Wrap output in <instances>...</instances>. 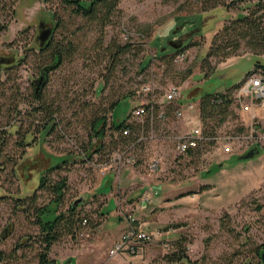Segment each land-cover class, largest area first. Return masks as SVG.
Listing matches in <instances>:
<instances>
[{
	"label": "rangeland",
	"instance_id": "1",
	"mask_svg": "<svg viewBox=\"0 0 264 264\" xmlns=\"http://www.w3.org/2000/svg\"><path fill=\"white\" fill-rule=\"evenodd\" d=\"M257 2L229 0V12L223 7L204 12L197 0H121L104 27L77 15L76 6L65 0H0V62L6 64L0 67V251L6 256L0 264H40V229L14 198L30 194L43 172L65 159L62 169L48 174L49 181L67 178L61 211L84 196L78 213L88 223L76 239L63 236L52 246L49 257L57 264H114L120 257L122 264H187L166 259L178 242L191 264H263L256 252L264 246L263 112L252 120L233 105V114L218 129L219 141L199 152L180 155L171 140L152 141L129 154L123 165L117 163L121 152L112 143L120 135L110 130L113 121L121 123L138 105L136 92L151 79L158 88L177 85L186 97L199 101L205 93L233 90L263 72L262 44L252 49L246 41L236 56L224 62L212 58L214 70L208 77L201 69L214 35L232 17L258 9ZM263 14L264 9L255 17L264 26ZM55 26V43L72 44L74 53L49 72L41 92L46 106L56 112L57 126L50 134L44 129L48 121L35 111L39 103L34 92L50 54L40 51L39 36ZM178 27L186 46L173 53L168 41ZM119 44L130 45V50L113 57L116 50L110 54L108 48ZM161 52L173 55L172 63L163 61ZM181 53L184 60L175 62ZM103 113L108 116L106 149L90 160L83 157L84 148L91 142V149L98 145L91 125ZM195 115L191 112L165 129L168 134L186 131L197 122ZM30 140L32 145H24ZM253 149L255 156L245 158ZM156 156L161 170L151 172ZM100 184L108 196L92 193ZM147 184L156 187V200L144 205L138 194ZM38 195L39 205L52 199L46 190ZM129 212L136 220L140 217L139 228L151 240L136 255L111 257L113 239L126 230Z\"/></svg>",
	"mask_w": 264,
	"mask_h": 264
},
{
	"label": "trees",
	"instance_id": "2",
	"mask_svg": "<svg viewBox=\"0 0 264 264\" xmlns=\"http://www.w3.org/2000/svg\"><path fill=\"white\" fill-rule=\"evenodd\" d=\"M65 1L68 4L73 3L76 6L75 13L77 15L87 18L91 21H96L98 24H101L105 27L108 25V23H110L111 17L116 11L121 0H74V2L73 0ZM228 1L229 0H197V3L202 6L204 12L217 7H223L227 10V12H229L230 4H228ZM257 6L258 9L252 11L247 16L238 14L234 18L232 17L229 19L214 35L209 45L207 56L201 65L202 72L206 75V77H208L214 70L211 59L215 58L218 62H224L228 58L236 56L237 52L241 48L242 41H246L249 47L252 46V49H256L255 46H257V43H261L264 48V26L261 22H258L257 18L255 17V14L258 11L264 9L262 0H258ZM260 18H264V14L261 15ZM52 29L53 32L50 38L43 45L39 46L41 52L50 50V54L47 56V65L40 68L39 79L37 80L34 92L35 102L39 103V106L35 109V111L36 113H41L44 117V120L48 121L44 129L49 128L50 134L57 126L56 112L51 111L50 107L46 106V103L42 100L41 92L44 86L47 84L49 72L52 70H57L62 65V63L67 58L72 57L74 53L72 44L64 45L62 43H55L54 35L56 33L57 27L55 26ZM130 47L131 46L127 44H119V46L113 48L112 50L111 48H108V52L113 53L115 49L116 51L112 55L114 57L115 54L120 55L121 53L129 51ZM170 55L171 54L161 52L162 60L168 62L169 64L172 63L174 57L173 55L170 57ZM3 65L6 64L0 62V67ZM259 67L264 69V65H259ZM260 75L264 77V71L261 72ZM241 83L237 86H234L235 88H233V90H238L241 86ZM233 90L213 94L205 93L202 96L199 105L200 118L203 124L204 132L210 138L209 141L204 145L200 146L196 150H191L188 154L193 155L196 152H199L202 147L217 141L216 137H218L219 127H221L226 122L227 118L233 114L231 107L233 105L239 106L236 102V96H234ZM123 98H130V95H126ZM121 100L113 104L111 115H113L114 108L121 102ZM130 117L131 113L124 121L119 124H116L113 121L112 128L110 129L111 131H115L120 135V138L116 140L118 142H112L114 144L113 150L116 151V149L119 147L121 154L124 153L126 156L131 153H136L138 150L143 148V146H145V142L140 141L138 138L139 131H141V129L144 127L140 124H137L136 122L128 125L127 121ZM107 123L108 116L105 115V113L97 114L91 125V133L99 140L98 145L93 146L92 149V142L90 145H86L84 148L83 157L92 160L94 155L101 154L106 149L104 140L107 134ZM127 126L131 127L132 132L130 135L125 136L123 134V130ZM243 130L244 128L241 129V131ZM31 142L32 140L29 142H24V145H32ZM109 158H111V156H109ZM66 162L67 160L65 159L61 164L57 163L47 168L40 177L37 187L30 194H24L22 197L19 196L14 198L19 209H22L25 213L33 215L35 219L34 224L40 229V234L37 238L38 243H40L42 247V252L39 255L40 264H57L55 260H51L49 257L52 246L60 241L63 236H70L72 239H76L77 232L83 227V223H88V219L81 218L78 213L79 208L82 207L84 203H86L85 200L81 204L74 205L79 199L78 198L72 202L66 211H61L68 187L67 178H62L58 181H49L48 174L62 169L63 164ZM97 165L103 166L101 164ZM41 190H46L52 195V199L44 205H39L38 203V192ZM2 198L5 199L6 197ZM136 225L139 226L137 221ZM18 247L20 248L22 246L19 244ZM256 252L257 255L260 256V261L264 264V246L257 248ZM5 259V254L0 251V261H4ZM166 259L170 263H182L187 261V264H191L188 256L186 255V248H184L182 242H178L176 251L173 254L167 256Z\"/></svg>",
	"mask_w": 264,
	"mask_h": 264
},
{
	"label": "built area",
	"instance_id": "3",
	"mask_svg": "<svg viewBox=\"0 0 264 264\" xmlns=\"http://www.w3.org/2000/svg\"><path fill=\"white\" fill-rule=\"evenodd\" d=\"M185 58V54L181 53L175 58V62H181ZM150 82H145L136 92L139 98L138 105L131 112V117L127 124L142 125L144 128L138 133L140 141L161 142L162 140L175 143L176 152L180 155H186L191 150H196L200 146L209 141V138L203 129L201 122L199 103L194 97H186L183 90L177 85H170L167 89L158 88L154 83V79ZM163 90V93L160 91ZM160 94H163L160 98ZM250 99L248 103H245ZM236 102L240 106L243 113L251 114L252 120L261 118L264 115V77L260 74L252 75L245 78L236 94ZM193 112L197 122L188 130L174 131L168 134L165 129L170 122L182 121L189 113ZM263 112V115L260 114ZM156 130H159L158 132ZM131 127L127 126L123 130L125 136L130 135ZM220 137H216L218 140ZM127 156L123 153L118 156V164L125 163ZM115 160V161H116ZM120 160V162H119ZM134 159L129 158L128 162H133ZM114 161V162H115ZM113 165H109L112 167ZM161 157H153L149 169L151 172L161 170ZM108 167V168H109ZM155 187L147 184L145 191L142 194V202L147 205L151 202ZM153 194V195H152ZM128 226L122 233L120 238L114 243L109 250V255L115 257L123 254H138L143 246L147 244L151 238L136 225V218L132 213L125 214Z\"/></svg>",
	"mask_w": 264,
	"mask_h": 264
},
{
	"label": "water",
	"instance_id": "4",
	"mask_svg": "<svg viewBox=\"0 0 264 264\" xmlns=\"http://www.w3.org/2000/svg\"><path fill=\"white\" fill-rule=\"evenodd\" d=\"M179 29H180V27H178V28L176 29V31H174V33H177ZM52 32H53V29H52V28H48V29L44 30V31L40 34L39 39H40V41H41V45H43V44H44V43L50 38ZM182 46H183V44H180V45L175 46V48H181ZM255 154H256V150L253 149V150L250 151V153H248V154L246 155L245 158H252V157L255 156ZM84 200H85V198H84V196H82V197H80V198L75 202L74 205L81 204ZM263 261H264V255H263Z\"/></svg>",
	"mask_w": 264,
	"mask_h": 264
},
{
	"label": "flooded vegetation",
	"instance_id": "5",
	"mask_svg": "<svg viewBox=\"0 0 264 264\" xmlns=\"http://www.w3.org/2000/svg\"><path fill=\"white\" fill-rule=\"evenodd\" d=\"M52 28H54V27H52ZM180 31L182 32V27H180V29L178 30V32H180ZM178 32L174 33V31H173V34H172L173 36H171V38H169V41H168L169 46L171 47L170 50H173V53L182 50L186 46L185 42L182 41L183 37L181 36V32L180 33H178ZM175 35H178V36H175ZM180 44H183V46L181 48H175V46L180 45Z\"/></svg>",
	"mask_w": 264,
	"mask_h": 264
},
{
	"label": "crops",
	"instance_id": "6",
	"mask_svg": "<svg viewBox=\"0 0 264 264\" xmlns=\"http://www.w3.org/2000/svg\"><path fill=\"white\" fill-rule=\"evenodd\" d=\"M102 188H103V185L102 184H100V188H95V190L94 191H92V193H95L94 195H97V196H100V195H107L108 196V194H104V193H102L101 191H102ZM155 189H156V187H155ZM144 190H145V188H144ZM144 190H142V192L140 191L139 192V194H138V197L140 196L141 197V195L143 194V192H144ZM111 191H112V189H111ZM154 200H156V199H154V196L152 197V200L151 201H154ZM134 212H136V210L134 211ZM133 215H134V213H133ZM140 220V217H138L137 218V221H139ZM139 223V222H138ZM117 240L116 239H113V244L116 242ZM111 246H113V245H111ZM123 258L124 257H120L119 259H116L115 261V263L114 264H122V263H120L119 261L120 260H123ZM106 264H112L110 261H108V263H106Z\"/></svg>",
	"mask_w": 264,
	"mask_h": 264
}]
</instances>
